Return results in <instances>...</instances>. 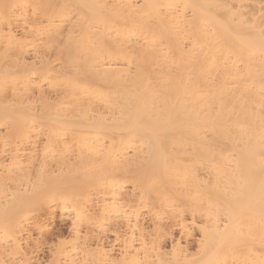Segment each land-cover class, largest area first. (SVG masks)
Segmentation results:
<instances>
[{
	"label": "bare ground",
	"instance_id": "6f19581e",
	"mask_svg": "<svg viewBox=\"0 0 264 264\" xmlns=\"http://www.w3.org/2000/svg\"><path fill=\"white\" fill-rule=\"evenodd\" d=\"M57 213L50 264H264V0H0V264Z\"/></svg>",
	"mask_w": 264,
	"mask_h": 264
},
{
	"label": "rangeland",
	"instance_id": "374dc122",
	"mask_svg": "<svg viewBox=\"0 0 264 264\" xmlns=\"http://www.w3.org/2000/svg\"><path fill=\"white\" fill-rule=\"evenodd\" d=\"M58 215V217H57ZM61 217V218H60ZM66 218V219H64ZM67 216H62L60 213H57L52 224L50 223L48 226L46 227L47 230H43L41 233L40 232H33L34 237H36L37 239L40 240V243L42 242V245L40 247V251H39V257L42 258L43 262L46 264L47 262L49 263L52 259V252L54 251L53 248L57 247L58 243L62 242H68L69 238H70V232L72 229V221L70 220L71 218H69ZM57 220V221H55ZM69 221V222H68ZM148 221V220H147ZM149 225V224H148ZM71 228V229H70ZM48 229H51L48 231ZM70 230V231H69ZM177 232V233H176ZM53 233V234H52ZM110 233V234H109ZM108 233V242H113L114 240V236L112 233V230H110V232ZM38 234V235H37ZM196 234V235H195ZM43 235V236H41ZM179 235V231L176 230L174 231V237H177ZM195 235V236H194ZM40 237V238H39ZM43 237V238H42ZM34 238V239H36ZM46 238V239H45ZM193 238V239H192ZM42 239V240H41ZM50 239V240H49ZM61 239V240H60ZM64 239V240H62ZM197 239H199V233L197 231L194 232V234L192 235V237L189 240V248H191V250H195L194 248L197 247ZM38 240V241H39ZM44 240V241H43ZM52 240V241H51ZM55 240V241H54ZM68 240V241H67ZM54 242V243H53ZM53 245H51V244ZM44 244V245H43ZM46 244V245H45ZM49 244V245H48ZM55 244V245H54ZM168 244V242L166 243V245ZM169 245V244H168ZM194 245V246H192ZM55 246V247H54ZM196 246V247H195ZM51 249V250H50ZM56 249V248H55ZM50 253V254H49ZM48 256V257H47ZM51 257V258H50ZM46 259V260H45ZM47 263V264H48ZM50 264V263H49Z\"/></svg>",
	"mask_w": 264,
	"mask_h": 264
}]
</instances>
